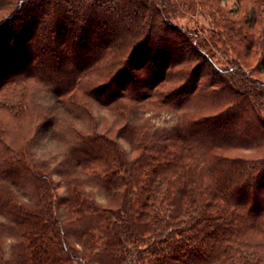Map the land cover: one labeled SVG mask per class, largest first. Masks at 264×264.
Instances as JSON below:
<instances>
[{"label":"trees","instance_id":"obj_1","mask_svg":"<svg viewBox=\"0 0 264 264\" xmlns=\"http://www.w3.org/2000/svg\"><path fill=\"white\" fill-rule=\"evenodd\" d=\"M181 1L193 0H0V108L13 118L30 109L22 87L7 92L27 80L55 114L135 102L115 105L110 135L70 124L68 163L38 158L33 138L11 144L0 124V264L7 232L20 264H264V0L209 38L170 20ZM172 108L170 127L138 117ZM69 165L80 175L59 198L53 174Z\"/></svg>","mask_w":264,"mask_h":264},{"label":"rangeland","instance_id":"obj_2","mask_svg":"<svg viewBox=\"0 0 264 264\" xmlns=\"http://www.w3.org/2000/svg\"><path fill=\"white\" fill-rule=\"evenodd\" d=\"M190 3L185 4L182 1L180 4L176 3L175 14L170 20L182 28L185 27L196 30L199 35L204 37L210 35L211 29L214 27L213 21L224 17L241 20L249 5L247 0H209L205 3L193 0ZM188 4H190V7H188ZM215 56L219 61H224L230 57V55L224 56L218 51H216ZM253 58L249 60V63H255V54ZM262 71L261 74L255 75L264 80V69H262ZM14 87H16L15 91L12 92V90H9L7 92L8 97L17 98L18 92L22 87L24 90L23 100L30 111L27 116L13 118L12 114L9 113L10 111L0 108V124L5 128V139L11 144H21L22 141L28 138L32 140L33 138L34 141L31 143L33 153L38 158L42 157L51 162H58L63 159H65V163L69 162L71 153L69 151L70 140L67 127L70 124H73L76 129L85 131L91 121H94L97 131H105L106 134L110 135L111 131L109 127H111L116 117L115 107L122 106L126 110L132 107V103H135L131 102L127 97H124V99L120 98V100L113 103L114 105H102L96 100L89 99L90 101L86 102L89 115H83V117L77 118L73 113L66 111H61L59 114L57 112L58 115L55 114L53 110H51L52 106H54L55 98L47 87L38 82L27 80L23 84ZM79 92L81 93V91L76 93L77 97L79 96ZM85 99L86 96L80 94L78 98L79 102L81 101V103H83L82 100ZM181 112L182 111L179 109L172 108L157 112V114L148 111L143 114H136H138V117H142V119L147 118L151 120L153 126L156 128H166L173 126L177 122ZM46 116H53V122L50 125H46L47 129L45 132L39 133L37 130H39L40 127L43 128V130L45 129V122L47 121ZM130 116L134 123L137 122L136 118L131 115V113ZM38 135L40 136L38 137ZM120 142L124 147H129L122 138H120ZM66 169L67 172L65 175L60 173L53 174V180L56 181L55 195H58L59 198L64 195L66 177L70 175L79 176L81 171L80 167L71 168V165ZM0 220L1 222H5L2 218H0ZM4 224L7 226L6 222ZM13 235V232L5 233V264H20L21 262V242L17 236L15 237Z\"/></svg>","mask_w":264,"mask_h":264}]
</instances>
